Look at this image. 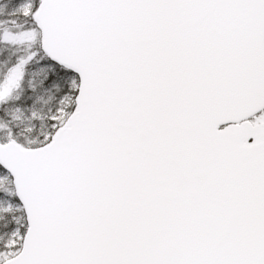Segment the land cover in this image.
Returning a JSON list of instances; mask_svg holds the SVG:
<instances>
[{
    "label": "snow or ice",
    "instance_id": "1",
    "mask_svg": "<svg viewBox=\"0 0 264 264\" xmlns=\"http://www.w3.org/2000/svg\"><path fill=\"white\" fill-rule=\"evenodd\" d=\"M0 264H264V0H0Z\"/></svg>",
    "mask_w": 264,
    "mask_h": 264
}]
</instances>
